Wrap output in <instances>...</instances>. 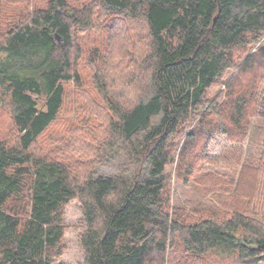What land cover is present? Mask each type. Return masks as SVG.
Here are the masks:
<instances>
[{
  "label": "trees",
  "instance_id": "1",
  "mask_svg": "<svg viewBox=\"0 0 264 264\" xmlns=\"http://www.w3.org/2000/svg\"><path fill=\"white\" fill-rule=\"evenodd\" d=\"M90 1L0 0V12L14 17L0 40V84L16 128L12 144L0 138V264H55L73 200L86 223L85 264H166L176 238L180 264H264V47L251 53L264 37V0ZM98 9L141 21L150 48L123 74L130 100L95 77L106 127L77 110L81 141L100 128L97 146L80 155L68 140L53 155L38 142L59 117L65 85L82 83L75 33L91 28ZM220 136L242 149L240 162L247 141L261 137L236 188L204 167ZM177 152L182 183L197 177L204 201L194 220L166 208ZM117 163L113 176L94 171Z\"/></svg>",
  "mask_w": 264,
  "mask_h": 264
},
{
  "label": "rangeland",
  "instance_id": "2",
  "mask_svg": "<svg viewBox=\"0 0 264 264\" xmlns=\"http://www.w3.org/2000/svg\"><path fill=\"white\" fill-rule=\"evenodd\" d=\"M46 1L35 0V5L37 7H46ZM90 2V0H70V3L75 7L83 6L84 4L91 5ZM13 19V14L0 12V40L1 36L4 35V31L10 27ZM74 42L78 48L76 54L78 58L74 65L81 76L82 83L79 86H76L75 83L65 85L66 93L59 117L38 142L39 149L43 151L50 149V152H52L50 154L53 155L55 154L53 150L57 146L67 143L68 140H71L68 149L80 155L83 152L87 156L91 151L88 147L97 146L96 140L101 136L98 135L100 134L98 132L100 128L89 132V135L85 138V144L81 141L79 128H75L78 119L77 110H81L85 115L86 112L92 114L95 125L102 122L103 128L106 127L110 114L103 109L102 100L95 88V77L96 79L98 77H101L103 80L106 79L108 84L113 86L111 92L114 95L130 100L134 95L133 93H126V89L121 87L123 84L122 78L127 76V65L129 62L134 59L140 62L143 59L142 55L145 53L144 51L147 52L150 48L148 31L145 24L141 21L137 22L125 17L114 18L113 15L107 14L101 9H98L93 17L91 28L84 32L75 33ZM263 47L264 37L251 53H255ZM258 71L259 69H256L255 79L258 78ZM224 88L223 86L222 89ZM120 91H123V94H119ZM216 91L217 89L213 90V94ZM10 99L7 84H0V138L12 144L15 140L16 128L13 118L14 109ZM195 124L196 121L193 123V126ZM79 125L83 126L82 123ZM70 131L71 135L68 137ZM72 135L73 137H71ZM183 141L179 142L177 140L175 143H181L179 146L181 147ZM250 141L248 140L243 147L244 156L242 162H240L242 149L238 148L226 136L217 137L208 148V160L211 162L205 164V170L209 171L211 175L213 174L215 178L223 177L224 180H233L236 188L239 182L241 164L247 158L257 156L261 149L260 136L259 139ZM58 154L60 155L61 152ZM175 156L176 161L167 167L166 208L171 216L178 213L184 219L189 218L190 220H194L203 213L201 206L204 201H198L200 195L196 194L199 183L195 180L197 177L190 182L182 183L178 168V152ZM118 167V163L109 166L99 165L94 171L97 175L113 176L118 171ZM177 208H179L180 212H176ZM64 225L66 227L64 240L60 247L59 255L54 258L55 264H85V252L81 244V237L86 229V223L82 215V206L78 200H73L65 206ZM172 244L170 250H168L169 253L167 254L165 263L180 264V257H184L182 254L183 248L177 238L172 241ZM221 253L227 254L223 251ZM217 256L220 260L227 257L220 256L219 254ZM210 259L213 262L220 261L213 257ZM191 263L194 264L195 261L192 260ZM182 264H189V262H183Z\"/></svg>",
  "mask_w": 264,
  "mask_h": 264
},
{
  "label": "water",
  "instance_id": "3",
  "mask_svg": "<svg viewBox=\"0 0 264 264\" xmlns=\"http://www.w3.org/2000/svg\"><path fill=\"white\" fill-rule=\"evenodd\" d=\"M56 39L58 40V41H60L61 39L58 37V36H56Z\"/></svg>",
  "mask_w": 264,
  "mask_h": 264
}]
</instances>
